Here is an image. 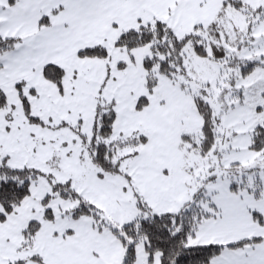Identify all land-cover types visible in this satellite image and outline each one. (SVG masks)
<instances>
[{
	"label": "snow or ice",
	"instance_id": "snow-or-ice-1",
	"mask_svg": "<svg viewBox=\"0 0 264 264\" xmlns=\"http://www.w3.org/2000/svg\"><path fill=\"white\" fill-rule=\"evenodd\" d=\"M0 264H264V0H0Z\"/></svg>",
	"mask_w": 264,
	"mask_h": 264
}]
</instances>
